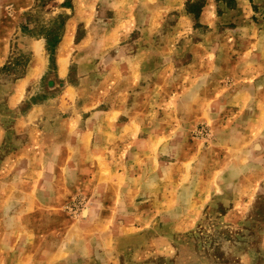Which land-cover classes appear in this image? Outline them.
<instances>
[{
	"label": "rangeland",
	"instance_id": "rangeland-1",
	"mask_svg": "<svg viewBox=\"0 0 264 264\" xmlns=\"http://www.w3.org/2000/svg\"><path fill=\"white\" fill-rule=\"evenodd\" d=\"M7 1L0 264H264V0L249 27L218 0L211 25L189 0ZM70 117L90 151L57 169ZM32 129L44 146L17 154Z\"/></svg>",
	"mask_w": 264,
	"mask_h": 264
},
{
	"label": "crops",
	"instance_id": "crops-1",
	"mask_svg": "<svg viewBox=\"0 0 264 264\" xmlns=\"http://www.w3.org/2000/svg\"><path fill=\"white\" fill-rule=\"evenodd\" d=\"M260 1V0H259ZM254 3H257L256 1H254ZM261 5V1L258 2ZM20 5H22V7H25L26 4L24 3H20ZM10 6L11 3H9L7 0H3L0 1V68L4 67L5 65L8 64L9 59H10V54H11V43H12V38L15 34H18L19 31V17H18V12L13 13V12H9L10 10ZM237 12L242 13L241 15V19L237 22L240 25H244V26H251L252 24V19H250V15L252 14V5L248 3V0H237L236 2V7H235ZM216 11V6H211L210 4H206L203 7V10L200 14V20L203 23H206L208 25H211L212 23V16L214 15ZM255 23V22H254ZM256 24V23H255ZM260 32H258V35L256 37L257 40H260L261 38H263V33L261 31V29H259ZM25 40L28 41V45H30V47L32 48L33 52H32V63L30 64V67L28 69V74H27V78L31 79L33 77V74L36 71H40L43 72L44 68L46 66V60L43 56L42 53V49L39 48L38 46L35 47V39H29V38H24ZM63 42L60 43V52H58V73L60 75H63L64 72L66 71L65 66H66V62H65V56L62 53V49H63ZM214 51V56H216L217 51ZM209 52V50H206L204 53ZM205 69V67H204ZM14 94H17V92L19 91V89H17V85L14 89ZM13 94V95H14ZM12 95V96H13ZM131 120H133V118H131ZM71 121L72 118H67L62 122V125L64 126V129L62 131V133L60 134L61 136H58L55 139V144H53V147L55 146L56 150L59 149L58 151L63 154V163H58V165L56 164V168L58 169V167L61 168H71V166H75L76 162H77V153L76 150L80 149V151L84 150L86 151L85 153H88L90 151L87 150L88 147V140L86 137V133H82V132H78V130H76V128H71ZM1 129V127H0ZM4 131H7L6 129H3ZM34 130V129H32ZM37 132V133H36ZM47 133V135H49V132H45ZM44 132H39V131H32L31 134L26 135L25 137L30 138L28 140H25L22 142V144L19 147L18 153H20V155H24V156H28L29 154H31L32 152L35 151V146L39 145L40 147H43L45 144V140L44 138L46 137V134ZM53 135H55V132H52ZM77 136L79 137H83L82 139L77 141ZM35 137L38 139V143L35 142ZM62 137V138H61ZM126 137V136H125ZM125 137H122V139L124 140ZM61 138V139H60ZM2 138H0L1 141ZM54 142V141H53ZM91 143V142H90ZM102 147V146H100ZM55 149H53L52 151L55 152ZM75 153V154H73ZM66 158H68V161H66ZM83 164H86V159L83 158ZM30 163H32V161L30 160ZM98 179V177L96 178ZM53 256V255H52ZM65 257L63 256V254L58 255L57 257H47L45 256L46 260L52 261V260H63ZM71 260V259H70ZM76 260V258H75ZM49 263V262H48ZM46 263V264H48Z\"/></svg>",
	"mask_w": 264,
	"mask_h": 264
},
{
	"label": "trees",
	"instance_id": "trees-1",
	"mask_svg": "<svg viewBox=\"0 0 264 264\" xmlns=\"http://www.w3.org/2000/svg\"><path fill=\"white\" fill-rule=\"evenodd\" d=\"M224 2L227 6L235 7L237 0H218ZM206 5V0H189L187 2V9L189 13L194 14L196 21H199L200 14L203 10V7ZM218 12H220L218 10ZM60 41V33H57L52 41L48 42V50H50L51 58L53 60L55 55V47Z\"/></svg>",
	"mask_w": 264,
	"mask_h": 264
}]
</instances>
